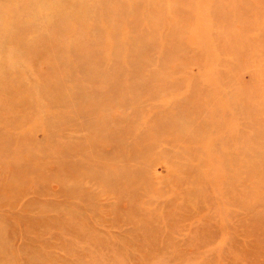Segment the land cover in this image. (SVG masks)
<instances>
[{
	"label": "rangeland",
	"instance_id": "1",
	"mask_svg": "<svg viewBox=\"0 0 264 264\" xmlns=\"http://www.w3.org/2000/svg\"><path fill=\"white\" fill-rule=\"evenodd\" d=\"M0 264H264V0H0Z\"/></svg>",
	"mask_w": 264,
	"mask_h": 264
}]
</instances>
